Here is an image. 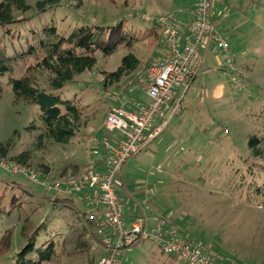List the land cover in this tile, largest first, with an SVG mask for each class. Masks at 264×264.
I'll use <instances>...</instances> for the list:
<instances>
[{"label":"rangeland","instance_id":"obj_1","mask_svg":"<svg viewBox=\"0 0 264 264\" xmlns=\"http://www.w3.org/2000/svg\"><path fill=\"white\" fill-rule=\"evenodd\" d=\"M25 1L30 6L24 13L28 20L19 30L53 21L60 33L67 34L84 23L111 24L124 19L134 35H143L132 50L142 62L140 71L152 62L148 56L156 38L149 34L158 28L154 19L174 10L181 17L192 0H83L78 9L72 7L74 1H63L45 11L37 9L38 0ZM213 12L219 13L217 28L226 40L227 52L214 41L205 54L202 48L201 67L210 71L199 73L184 94L180 90L165 112L162 132L127 160L115 176V188L125 200L132 196L129 207L136 203L140 212L172 214V224H180L193 242L223 255L229 263L264 264V144L260 158L248 147L251 135H264V0H214ZM127 52L121 47L108 57L97 53L90 70L59 90H50L46 77H39L48 92L77 101L82 111L83 134L64 144L47 140L42 147L35 146L41 131L38 108L15 101L7 76L0 78V143L9 145L0 160L11 167H0V238L7 230L12 234L10 249L0 264H6L38 228L34 234L38 245L51 239L57 242L58 257L50 264H97L102 250L82 216L81 193L56 196L26 174L13 172L11 157L30 150L27 172L65 182L76 179L88 160L102 159L89 155L90 140L99 131L94 138L107 136L113 143L110 134L100 131L111 104L109 95L124 91L133 76L104 89L101 72L115 70ZM226 54L237 72L227 67ZM222 68L228 75L220 81ZM221 82L219 90L216 86ZM217 91L220 95H215ZM148 101L142 93L140 102ZM31 124L37 128L29 130ZM123 264L186 263L141 240L125 251Z\"/></svg>","mask_w":264,"mask_h":264},{"label":"built area","instance_id":"obj_2","mask_svg":"<svg viewBox=\"0 0 264 264\" xmlns=\"http://www.w3.org/2000/svg\"><path fill=\"white\" fill-rule=\"evenodd\" d=\"M213 1H193L191 17L181 34L175 12L156 18L166 53L163 58L145 66L124 92L109 95L111 104L103 121V130L112 136L113 143L107 136H102L101 140L93 137L88 151L90 156L101 155L100 163L88 160L81 174L67 182L50 181L46 176L41 178L16 163L12 168L13 172L26 174L31 181L52 189L58 196L81 193L86 222L102 250L97 264H123L125 251L141 240L151 241L161 252L178 257L186 264H219L210 253L189 241L164 218H157L150 228L141 220L127 221L123 216V197L115 188V176L127 160L146 149L162 131L166 124L165 112L178 98V90L188 88L203 63L202 48L214 41L227 52L226 40L214 26ZM225 60L229 70L237 72L228 54ZM138 90L143 91L148 102L142 103L135 96ZM0 167L11 169L2 159Z\"/></svg>","mask_w":264,"mask_h":264},{"label":"trees","instance_id":"obj_3","mask_svg":"<svg viewBox=\"0 0 264 264\" xmlns=\"http://www.w3.org/2000/svg\"><path fill=\"white\" fill-rule=\"evenodd\" d=\"M63 1H74L72 7L75 9L80 8L83 3V0H38L36 7L39 11H45L47 8L59 6ZM29 8L25 0L0 1V27L2 29L0 78L7 76V82L14 93L15 101L23 100L38 108L41 131L36 137L35 146L42 147L47 140L64 144L83 134L82 129L86 124L82 111L77 101L64 99L58 94L48 92L41 85L39 77H46L50 90H59L73 82L78 74L90 70L96 63L97 53L108 57L124 47L128 52L122 56L118 67L113 71L101 72L102 85L104 89H107L124 78L133 76L128 81L129 86L136 81V76L140 72L137 73V71L142 65L141 60L132 50L141 40L139 37L143 35H134L133 31L126 27L124 19L116 20L111 24L84 23L74 27L67 34L60 33L53 21L43 23L39 28L29 27L19 30L18 26L24 25L28 20L24 13ZM153 22L158 27L149 34L156 38L153 49L162 44L166 46L161 36L159 22L156 19ZM22 65L24 68L20 73ZM17 71L19 75H16ZM36 128L35 124L28 127L29 130ZM263 144L264 135L260 137L251 135L248 138V147L254 157L263 156ZM8 147V143H0V154L5 156ZM30 159V150L11 157L14 163L25 168H30ZM82 216L86 221L84 213ZM176 227L182 235L192 241L189 234L180 227ZM34 234L26 237L25 243L8 258L6 264H50L57 259V242L51 239L38 245ZM11 240V231H5L0 238V259L9 251ZM81 241L83 246H88L86 240ZM196 244L209 253L204 249V245Z\"/></svg>","mask_w":264,"mask_h":264},{"label":"crops","instance_id":"obj_4","mask_svg":"<svg viewBox=\"0 0 264 264\" xmlns=\"http://www.w3.org/2000/svg\"><path fill=\"white\" fill-rule=\"evenodd\" d=\"M259 1V0H258ZM262 1V0H261ZM192 8H193V0L192 1H190V4H189V6H188V9H187V12H185V14H183V15H181V17H179V14H178V12H176L175 10L173 11V12H175V14H176V24H177V27H178V29H179V34H181L182 33V31H183V27L186 25V23L188 22V20H189V18L191 17V14H192ZM218 15H219V13H216L215 14V12H213V19H214V26H215V29H216V31H218L219 32V28H217L218 26H219V18H218ZM209 44H210V42L207 44V46H206V48H204V54H205V52H206V50H207V48L209 47ZM166 50H167V48H166V46L164 45V44H162L160 47H155L154 49H152V51L150 52V55L148 56L149 57V61L151 60V61H154V60H159V59H161V58H163L164 57V55H165V53H166ZM203 54V55H204ZM203 61H204V59H203ZM147 64H148V62H146ZM202 65V64H201ZM201 68V69H200ZM200 68H199V70H198V72H197V74H196V76L191 80V82H190V84H189V86H188V88L187 89H184V92H183V94L190 88V86L195 82V80L197 79V77H198V75H199V73H202V74H204V73H207V72H209L210 71V68H202L201 66H200ZM141 71V70H140ZM139 72V70L137 71V73ZM225 75H228L227 74V72L222 68L221 69V74H220V78H219V80L221 81V78H223ZM222 82L220 83V84H218L217 86H216V88L217 89H221L222 88ZM180 90L181 89H179V92H180ZM138 92V94H137V96H136V94H135V96L140 100V99H142V93H143V91H140V90H138L137 91ZM136 92V93H137ZM220 91H217V93L215 94V95H220ZM144 94V93H143ZM178 96H179V93H178ZM103 121H104V118H103V120H102V124H101V129H100V131L102 132V126H103ZM162 132V131H161ZM97 133H99V131H97L96 133H94L93 135H92V137H95L96 136V134ZM160 135V134H159ZM158 135V136H159ZM157 136V137H158ZM97 137V136H96ZM156 137V138H157ZM155 140V139H154ZM153 140V141H154ZM153 141L151 142V143H153ZM150 143V144H151ZM96 161V163H100L101 162V159L99 160V161H97V160H95ZM121 196L123 197V200L124 201H126V206L125 207H123V216L125 217V219L127 220V221H134V220H141V221H143L144 223H145V225H146V227L147 228H150L153 224H154V222H155V220L157 219V218H164L165 220H167L168 222H170L171 224H172V222L173 221H171L170 219H171V217H172V214H166L165 212H140V208H138L137 206V204L136 203H134L133 204V206H131V207H129V205H130V203H131V197L130 198H127V200H125V197H124V195L121 193ZM174 225V224H173ZM180 225V224H179ZM179 225H177V223H175V226H178L179 227ZM187 233V232H186ZM205 250H207L214 258H215V260L219 263V264H231V263H229L228 262V259H225V257H223V255H218L217 253H215L214 251V253L212 252V251H210V248H208V247H205L204 248Z\"/></svg>","mask_w":264,"mask_h":264}]
</instances>
